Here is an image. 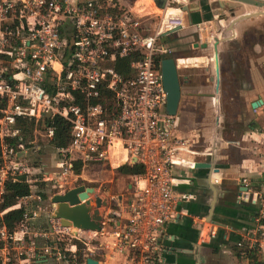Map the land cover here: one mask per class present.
Segmentation results:
<instances>
[{
    "label": "built area",
    "instance_id": "1",
    "mask_svg": "<svg viewBox=\"0 0 264 264\" xmlns=\"http://www.w3.org/2000/svg\"><path fill=\"white\" fill-rule=\"evenodd\" d=\"M184 4L165 0L149 32L141 18L113 11L112 0H0V264H85L97 252L90 242L99 235L129 264L161 263L163 231L177 221V203L189 198L175 192L182 179L174 167L194 169L196 163L184 157L192 153L187 139L173 132L176 120L165 111L160 74L161 59L170 55L162 36L185 25ZM124 59L126 74L116 67ZM55 118L68 124L70 141L56 148L58 170L45 176L28 158L33 148L24 125L40 122L51 141L55 129L46 121ZM112 150L123 151L142 172L97 229L86 236V230L64 226L49 207L47 224L36 227L32 206L39 210L44 201L38 183L50 179L63 193L79 185L68 182L77 162L108 161ZM9 182H24L30 192L3 208ZM241 183L251 190L247 177ZM251 195L241 191L238 199L257 203L264 217V196ZM17 209L22 218L11 229L4 216Z\"/></svg>",
    "mask_w": 264,
    "mask_h": 264
},
{
    "label": "crops",
    "instance_id": "2",
    "mask_svg": "<svg viewBox=\"0 0 264 264\" xmlns=\"http://www.w3.org/2000/svg\"><path fill=\"white\" fill-rule=\"evenodd\" d=\"M138 1L112 0V3L142 20L157 16L160 12L153 0ZM185 3L182 5L188 7V10L184 11L185 25L169 34L164 43L170 49L169 56L174 58L176 68L182 66L200 73L205 71L209 74L205 81L211 85H208V90L198 85L194 92H189L185 110H181L178 103L176 114L173 116L176 120L173 132L177 137L187 139L190 144L188 149L192 153L184 154L186 159L210 162L218 171L174 167V175L182 179L178 181L175 192L186 194L189 198L177 203L176 209L180 215L177 221L167 224L163 231V255L160 264H249L248 260L242 254L237 255V252L239 249L252 247L256 248L259 257L264 260V225L260 224L259 206L257 203L238 199L241 191L247 192L249 196H252V192H259L264 196V15L236 21L232 29L229 28L233 19L229 16L230 11L234 13V17H238L263 11L264 8L235 0H185ZM155 7L158 13L155 12ZM146 27L149 32L153 29L150 30L148 25ZM170 36L176 39L174 43H168ZM216 37L225 38L217 46L218 121L215 114V98L210 96L215 88V58L211 45ZM194 43H198V46L194 47ZM204 43L207 44L206 47L203 46ZM171 44H174V47ZM187 45L195 53L183 57L180 53ZM184 81L189 85L187 78ZM195 99L204 100L213 115L208 139L212 145H204L198 150L194 149L193 144L200 138L196 130L199 122L196 118L191 120L188 116L194 109L192 104H195ZM257 100L260 102L252 107V102ZM233 103L237 105L238 116L227 118L226 124L223 120L226 115L225 104ZM33 150L37 151L39 147ZM97 164L104 166V169L96 174L97 180L113 179L114 174L122 178H132L118 169L121 165L133 164L128 162L123 151L112 150L108 161L91 163L84 167L80 163L83 170L86 167L94 168ZM42 173L52 176L47 171ZM75 176V179H69L70 186L76 185L78 178L82 177L81 174ZM243 177L249 179L251 190L245 191L241 183ZM53 183L54 181L45 179L38 183L36 189V193H40L44 201L49 200L52 213L56 206L52 204L51 197L64 190L52 189ZM43 187H51L52 192L48 194ZM93 188L95 192L91 197L98 196L107 201L106 206L98 209L100 216L125 198L122 194L114 197L109 191L100 194L96 187ZM127 189L129 193L130 183L127 184ZM213 198L215 201L211 207ZM32 209L35 211V217L39 216L35 226H45L51 211L47 212L48 210H43L42 207L35 210L34 206ZM212 229L215 230L214 235L209 234ZM89 232L91 231L86 230L85 235H91ZM238 241H242V246L236 245ZM90 243L97 248L92 257L97 264H129L124 254L111 251L106 245L105 237L99 235ZM86 260L87 258L85 264Z\"/></svg>",
    "mask_w": 264,
    "mask_h": 264
},
{
    "label": "rangeland",
    "instance_id": "3",
    "mask_svg": "<svg viewBox=\"0 0 264 264\" xmlns=\"http://www.w3.org/2000/svg\"><path fill=\"white\" fill-rule=\"evenodd\" d=\"M117 2V0H116ZM155 12L158 13L157 7L154 8ZM146 25L150 28L155 27L158 17L153 16L152 18H144ZM176 39H173V36L168 37V43H174ZM174 44H171L172 47ZM182 53L181 56L186 57L191 54H194L195 51H192L191 47L187 45V48L181 50ZM191 60H189L190 62ZM179 63V62H178ZM177 73L179 77V83H180V105H181V110H185V107L188 104V93L189 92H194L197 89L198 85H201L203 89L205 90L208 85H211L210 83H206L205 78L209 76L205 71L200 73L198 71H194L192 69L184 68L182 66L177 68ZM188 79L190 82H188L189 85L184 81L185 79ZM192 88V89H191ZM202 89V88H201ZM208 90V88H207ZM188 115L191 120L196 118L197 121L199 122L198 131L199 137L196 143L194 145V149H202L204 145H212L211 141L209 139V134L211 133L212 129V124H213V115L211 113V108L209 105L204 101L200 99H195V104ZM191 105V106H192ZM225 110H226V115L223 120H225V123L227 124V118H230L233 116L236 118L237 113H238V108L236 104H231V105H226L225 104ZM223 118V116H222ZM237 121V120H235ZM222 122V119H221ZM222 125V124H221ZM24 138L27 142H29V146L31 148L39 147V150H31L29 159L30 162L37 166L39 169L43 171H47L50 174L54 175V172L57 171L58 169L55 166L56 161L58 160L57 158V150L50 145V141L46 136V128L44 125H42L40 122L33 123L31 126L28 127L25 131ZM234 153H232L233 156ZM104 169L103 165L97 164L95 165L94 168H85L83 171H80V174L82 175L81 178H78L77 184H84L91 187H96L98 189V193L101 194V192L104 191H109L111 195L114 197H117L118 195L122 194L123 197L128 196V189H127V184L131 183L132 178L130 177H120L119 175L114 174L113 179H101L97 180L96 177L99 174L100 171ZM96 172V173H95ZM41 173V172H40ZM48 174V173H46ZM42 176V174H40ZM122 178V179H118ZM105 180H110V182H107ZM88 186V185H87ZM47 188V189H46ZM37 188H35L36 190ZM44 191H47L48 194H50L52 191L50 190L51 187H43L42 188ZM111 199V197L109 198ZM113 200V199H112ZM49 201V200H48ZM48 201H43L42 202V209L47 210V208L50 206ZM112 202V201H111ZM114 202V200H113Z\"/></svg>",
    "mask_w": 264,
    "mask_h": 264
},
{
    "label": "water",
    "instance_id": "4",
    "mask_svg": "<svg viewBox=\"0 0 264 264\" xmlns=\"http://www.w3.org/2000/svg\"><path fill=\"white\" fill-rule=\"evenodd\" d=\"M155 5L159 9L165 7V0H153ZM242 3L255 5L260 8H264V1L262 0H235ZM183 11L188 10V7L183 6ZM256 15H264V10H260L254 13H248L234 17L233 12H229V16L233 17L230 21L229 28L232 29L233 24L236 21L253 17ZM223 19V17H221ZM179 30V29H178ZM234 33V32H233ZM167 36L164 34L162 36V41L165 42ZM225 38L220 39L219 37L214 38L212 43L214 58H215V88L214 92L210 94L211 97L215 98V110L216 119L218 121L219 117V105H218V44L224 41ZM194 47L198 46V43L193 44ZM204 47L207 46L206 43L203 44ZM160 74L163 83L164 90L166 92V104L165 111L169 116H174L177 111L179 99H180V83L177 73V68L175 60L171 56H167L160 61ZM260 100L252 102L251 106L255 107ZM194 168H206L213 172H217L218 169L211 165L210 162H196ZM95 192L93 187L85 186L84 184H79L66 190L63 193L54 194L51 197V202L55 204V210L52 215L53 218L59 219L61 224L64 226H73L82 230L94 231L97 229L100 220V214L98 209L101 206H106L107 201L102 197H91ZM215 198H213L211 207ZM86 264H97V261L92 258H87Z\"/></svg>",
    "mask_w": 264,
    "mask_h": 264
},
{
    "label": "trees",
    "instance_id": "5",
    "mask_svg": "<svg viewBox=\"0 0 264 264\" xmlns=\"http://www.w3.org/2000/svg\"><path fill=\"white\" fill-rule=\"evenodd\" d=\"M113 11L120 12L123 10L115 5ZM128 61L129 59H124V60H118L116 62L117 70L120 73L126 74ZM33 123H34L33 121L27 122L24 125L26 126L24 130L26 131V129H28V127L31 126ZM46 123H52L55 129L54 137L50 141V145H52L54 148L66 147L70 141L68 124L58 118L47 120ZM118 169L131 176L142 172V167L136 163L132 165L124 164L121 165ZM80 171H81V165L80 163L77 162L74 166V172L76 174H80ZM29 192H30L29 186L24 182L7 183L4 188L2 207L6 208L8 206L15 204L19 198L28 195ZM22 213H23V209H17L6 213L4 216V221L6 222V225L12 229L14 223L22 218ZM260 224L264 225V217H261ZM81 246L82 245L78 244L79 261L84 260V258H82L83 251L81 249ZM240 254H242L248 260L249 264H264V260H262L259 257V253L257 252L256 248L252 247V248L239 249L237 255Z\"/></svg>",
    "mask_w": 264,
    "mask_h": 264
},
{
    "label": "bare ground",
    "instance_id": "6",
    "mask_svg": "<svg viewBox=\"0 0 264 264\" xmlns=\"http://www.w3.org/2000/svg\"><path fill=\"white\" fill-rule=\"evenodd\" d=\"M139 1L142 2V1H145V0H139ZM139 1H138V2H139ZM138 2H137V3H138ZM171 11H174V10H171ZM124 154H125V153H124ZM124 157H125V156H124Z\"/></svg>",
    "mask_w": 264,
    "mask_h": 264
}]
</instances>
